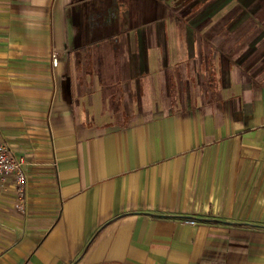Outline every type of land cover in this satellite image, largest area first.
I'll return each instance as SVG.
<instances>
[{
    "label": "crops",
    "instance_id": "crops-1",
    "mask_svg": "<svg viewBox=\"0 0 264 264\" xmlns=\"http://www.w3.org/2000/svg\"><path fill=\"white\" fill-rule=\"evenodd\" d=\"M0 141V264H264V0H0Z\"/></svg>",
    "mask_w": 264,
    "mask_h": 264
},
{
    "label": "built area",
    "instance_id": "built-area-1",
    "mask_svg": "<svg viewBox=\"0 0 264 264\" xmlns=\"http://www.w3.org/2000/svg\"><path fill=\"white\" fill-rule=\"evenodd\" d=\"M25 158L17 157L11 153L9 147L0 141V182L13 176L19 184V188L23 190L27 183V176L24 173ZM195 222V221H191Z\"/></svg>",
    "mask_w": 264,
    "mask_h": 264
}]
</instances>
